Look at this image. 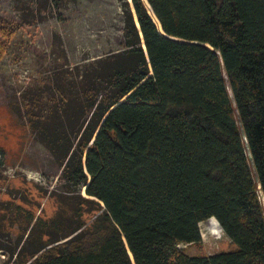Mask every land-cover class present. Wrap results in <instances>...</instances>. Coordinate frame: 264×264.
<instances>
[{
  "label": "trees",
  "instance_id": "1",
  "mask_svg": "<svg viewBox=\"0 0 264 264\" xmlns=\"http://www.w3.org/2000/svg\"><path fill=\"white\" fill-rule=\"evenodd\" d=\"M119 2L120 49L79 65L59 42L12 102L61 188L48 217L0 203L1 264H264V0ZM210 217L235 247L187 253Z\"/></svg>",
  "mask_w": 264,
  "mask_h": 264
},
{
  "label": "rangeland",
  "instance_id": "2",
  "mask_svg": "<svg viewBox=\"0 0 264 264\" xmlns=\"http://www.w3.org/2000/svg\"><path fill=\"white\" fill-rule=\"evenodd\" d=\"M18 1L0 0V21L8 22L13 33L0 59V203H19L36 215L48 217L57 207L49 192L61 188L59 167L29 133L12 102L34 78L51 67L52 51L58 52L55 48L59 42L68 61L79 65L120 49L123 11L119 0H52L41 8V18L31 21L29 15L23 16ZM81 193L85 195L83 188ZM93 213L85 210L87 223ZM199 228L198 242L180 244L187 253L209 254L235 247L222 229L212 235L205 221ZM10 231L9 239L0 240L12 245L17 230L13 226Z\"/></svg>",
  "mask_w": 264,
  "mask_h": 264
},
{
  "label": "bare ground",
  "instance_id": "3",
  "mask_svg": "<svg viewBox=\"0 0 264 264\" xmlns=\"http://www.w3.org/2000/svg\"><path fill=\"white\" fill-rule=\"evenodd\" d=\"M205 227L211 232L212 235L217 234L221 230V226L215 217H210L205 220Z\"/></svg>",
  "mask_w": 264,
  "mask_h": 264
},
{
  "label": "water",
  "instance_id": "4",
  "mask_svg": "<svg viewBox=\"0 0 264 264\" xmlns=\"http://www.w3.org/2000/svg\"><path fill=\"white\" fill-rule=\"evenodd\" d=\"M129 1H130V0H129ZM133 12H134V9H133ZM134 16H135L136 24H137V26L139 27V24H138V21H137L136 15L134 14ZM159 27H160V29H161V26H160V25H159ZM140 35L142 36L141 32H140ZM143 48H144V50H146V48H145V44H144V41H143ZM85 186H86V185H85ZM85 186H83V192H84V193H85ZM101 204H102V202H101ZM127 249H128V248H127ZM128 252H129V254L131 255L129 249H128ZM131 257H132V256H131Z\"/></svg>",
  "mask_w": 264,
  "mask_h": 264
},
{
  "label": "built area",
  "instance_id": "5",
  "mask_svg": "<svg viewBox=\"0 0 264 264\" xmlns=\"http://www.w3.org/2000/svg\"><path fill=\"white\" fill-rule=\"evenodd\" d=\"M201 236H202V233H201Z\"/></svg>",
  "mask_w": 264,
  "mask_h": 264
}]
</instances>
